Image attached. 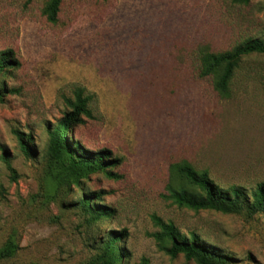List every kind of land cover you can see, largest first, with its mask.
Wrapping results in <instances>:
<instances>
[{"label": "rangeland", "instance_id": "rangeland-1", "mask_svg": "<svg viewBox=\"0 0 264 264\" xmlns=\"http://www.w3.org/2000/svg\"><path fill=\"white\" fill-rule=\"evenodd\" d=\"M47 1L0 0V53L18 61L0 74V247L19 244L0 264H85L122 230L121 264H196L160 248L156 217L232 264H264V212L196 211L167 190L181 160L225 188L264 182V53L242 58L229 97L198 69L200 48L264 38V0H65L57 23L42 12ZM78 87L91 100L75 139L120 162L112 176L74 184L57 176L47 149ZM16 130L30 136L31 155ZM84 190L110 215L93 221L78 204Z\"/></svg>", "mask_w": 264, "mask_h": 264}, {"label": "trees", "instance_id": "trees-1", "mask_svg": "<svg viewBox=\"0 0 264 264\" xmlns=\"http://www.w3.org/2000/svg\"><path fill=\"white\" fill-rule=\"evenodd\" d=\"M64 1L48 0L46 2L42 12L48 22H58ZM231 1L237 4H248L251 0ZM253 53H264V38L250 37L232 49L219 52L206 47L200 48L199 74L212 80L213 87L220 96L229 97L233 78L242 58ZM12 64H18L12 51L0 53V74ZM3 86L4 83L0 81V89ZM90 100L91 96L85 95V89L78 87L75 90V97L68 99L72 109L66 111L49 132L48 160L56 167L57 176L68 183L80 184L90 174L100 171L112 176L111 168L120 162L118 158H113L109 149L91 150L86 148L83 142L75 139L77 127L83 122L82 115L90 114L88 108ZM15 132L24 154L31 155L30 136L26 139L19 130ZM69 133L74 138L73 141L68 139ZM4 152L6 156L3 158L8 168L12 173H16L7 150ZM167 190L169 196L179 206L196 211L208 209L234 214L246 212L251 216L264 212V182L251 191L237 185L225 188L210 176L208 170H198L187 160L170 165ZM80 195L78 204L93 221H102L110 215L101 202L100 194L84 190ZM155 219L160 230L153 235L160 248L171 257L183 254L187 260H193L196 264H232L231 256L206 245L196 233H192L190 238H187L172 223L157 217ZM124 236H126V230L108 233L100 241L97 252L85 264H121L124 251L118 247L117 243L123 241ZM18 250V242L9 238L0 247V261L13 258ZM140 264H148V261L144 259Z\"/></svg>", "mask_w": 264, "mask_h": 264}]
</instances>
